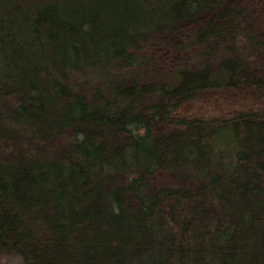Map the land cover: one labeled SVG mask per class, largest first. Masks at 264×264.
Wrapping results in <instances>:
<instances>
[{
    "label": "trees",
    "instance_id": "16d2710c",
    "mask_svg": "<svg viewBox=\"0 0 264 264\" xmlns=\"http://www.w3.org/2000/svg\"><path fill=\"white\" fill-rule=\"evenodd\" d=\"M260 2L0 0V260L264 264Z\"/></svg>",
    "mask_w": 264,
    "mask_h": 264
},
{
    "label": "rangeland",
    "instance_id": "374dc122",
    "mask_svg": "<svg viewBox=\"0 0 264 264\" xmlns=\"http://www.w3.org/2000/svg\"><path fill=\"white\" fill-rule=\"evenodd\" d=\"M252 1L257 2L259 0ZM260 3H262V0ZM252 6L256 11V18L263 21L262 25H264V4H262L261 9H257L261 5L256 7V4L252 3ZM154 53L156 55L157 51H154ZM259 56L262 55L260 54ZM180 57L181 54L176 53L175 49L171 50L170 47L162 51V62H169L170 66L180 64ZM247 110L256 111L257 113L264 112V95L260 91L257 92L253 89L245 88H230L200 92L195 98L179 108L176 114L201 116L211 119L215 117H229ZM0 264H21V261L19 258L12 257L0 260Z\"/></svg>",
    "mask_w": 264,
    "mask_h": 264
}]
</instances>
